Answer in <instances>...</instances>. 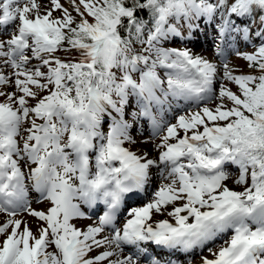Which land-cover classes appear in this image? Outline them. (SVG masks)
<instances>
[{"label":"snow or ice","instance_id":"6c2138e0","mask_svg":"<svg viewBox=\"0 0 264 264\" xmlns=\"http://www.w3.org/2000/svg\"><path fill=\"white\" fill-rule=\"evenodd\" d=\"M48 3L42 12L37 0H0V27L15 29L0 39V264H138L121 258L123 246L148 243L207 249L200 264H264V0ZM141 10L153 21L146 38ZM216 13L222 33L235 26L232 17L259 21L258 50L243 56L252 73L233 75L226 62L164 46L182 35L170 17ZM58 51L82 59L62 60ZM132 102L139 111L130 115L147 117L160 138L156 157L125 146L135 144L125 119ZM228 163L239 168L242 190L226 185ZM154 168L168 182L128 204L147 191ZM30 189L52 207L34 210ZM98 203L106 206L98 224L72 223L90 219L82 206ZM21 213L41 223L33 230Z\"/></svg>","mask_w":264,"mask_h":264},{"label":"rangeland","instance_id":"374dc122","mask_svg":"<svg viewBox=\"0 0 264 264\" xmlns=\"http://www.w3.org/2000/svg\"><path fill=\"white\" fill-rule=\"evenodd\" d=\"M43 1L46 3L45 9L52 7V5L50 3H48V0H43ZM62 2H66V0H62ZM210 2H213V0H210ZM233 2H234V0H229V4H231ZM45 9H42L41 11L43 12ZM70 11H71V9H70ZM60 14H61L60 12L53 11L54 16L58 17V16H60ZM73 15H75V14L73 13ZM213 17L215 18V20L217 22H219L220 24L222 23V20H221L219 13H216ZM232 18L235 20V26L234 27L229 26L226 28V30L228 32V38H229L230 43L234 42L235 40H239L240 42H239L238 46L232 48L229 51H225L223 56L221 58H219L218 56L215 55V52L217 51L216 48L219 47L218 45H216V43H219V42L222 43V41H219V42L215 41V44H213V46H212V50H211L212 55L211 56H213L215 59L217 58L215 61L218 62V64H217L218 66L222 65L226 62L228 64L229 68L232 69L233 75H239V74H243V73H252L253 69L249 67V61L244 59L243 56H244V54H254L256 52L255 51L256 45H258L260 43L259 39L255 36L256 28L260 26L259 21L257 20V22L255 24H250L249 20L247 18H235V17H232ZM14 23H18V21L14 22ZM197 23H198V21H197V18H195V17L192 18L190 21L184 19L183 17H181L179 20H177L175 17H170L169 18V24L174 25L182 35H181V37L170 35L169 36V42H167L164 46L169 47V48L181 49L180 44H183L182 39L184 41L185 37H189L190 35H192V32L190 33L189 24H191L193 27H195L197 25ZM6 27H7L6 29H2V30L0 27V30H1L0 31V39L10 38L9 30H13V31L15 30L14 24H9ZM2 28H4V27H2ZM246 28L250 29V31H246L245 30ZM147 29L148 28H146V30H145V38H146ZM249 36H250V39L246 40V37L248 38ZM219 40H221V38H219ZM209 48H210V46H208L204 49V50H206L205 51L206 55L210 54V51L207 52V49H209ZM190 49H192V48H190ZM221 52L222 51L220 50V53ZM201 54L203 56H205L204 52H201ZM55 55L58 56L59 58H61L62 60L71 59L74 62L82 59V57L80 56V54L78 52H73L70 54V53H66L64 51H58ZM33 63L35 64V63H39V62L34 60ZM133 75L135 77L136 74H133ZM224 84L230 90H232L234 92L239 91L238 85H236L235 82H233V81L225 80ZM4 90L9 91V92L18 91V89H15L12 86H6L4 88ZM47 94L48 93L46 91H42V95H47ZM2 101H3V97H0V102H2ZM212 106H214V105H212ZM133 110H135L137 112L139 111V107L134 106V102L130 103L129 108L127 107L125 110L126 113H128L125 116V119H127L131 125L135 121H137L138 124H140L141 122L144 123L146 121V119L148 120L147 117H136V119H135L134 117H132L130 115L131 111H133ZM189 110H191V109H189ZM175 111L178 112V111H181V109L177 108ZM153 113H155L156 115H159L157 113L156 109H153ZM173 115H175V112L170 114L169 115L170 117L168 116L167 119L171 120ZM40 122L41 121L37 120V123H40ZM107 129H108V122L105 121L103 124V130L107 131ZM129 133L135 140L134 145L137 147H140V148H146L149 145H151L153 147V145L156 143H159V140H160L159 137L153 138L152 130H149L148 128L138 132L136 130L135 126L132 125V127L129 129ZM161 135H163V134H161ZM163 168H164V166H161V170H163ZM24 170L27 171L28 169L25 168ZM235 171H239V169H236ZM153 174L156 175L157 171H153ZM164 175H167L166 171H164ZM229 178H231L232 180L228 179L225 181V182L231 181V183H233V185H227V186H229V188L234 189V190H242L243 189V187H244L243 185L236 183V180L239 178V173L230 172ZM157 179H155L154 183L151 179V183H152L153 188L149 192L146 193V197H144L140 200H136L130 204L136 205V204L142 203L143 200L151 197L153 189H156L160 186H163V184L168 182L167 180L162 181V180H160V178H159V180H157ZM28 182L29 181H27V183ZM37 196H38V193H37L36 197L29 195V199L31 200V206L34 210L47 211L50 207H52V202L50 200L42 199V200H40V202H37V199H36ZM98 210H96L95 214H92L88 210L87 213H88V216L90 217V219H74L72 221L73 224L78 228H81V227L86 228L88 226V224L90 223L91 219L92 220L98 219V216H100V212L98 213ZM1 218H3V217H1ZM17 218L22 219V220H26L28 223L31 220H34L35 222H39L36 218H33L32 216H30L27 213H21ZM159 218H161V216H154L153 220H156ZM118 222H119L120 226L122 227L123 221L119 220ZM39 223H41V222H39ZM106 231H108V230H106ZM221 246H224L222 244V242L217 241L215 244L214 250L218 251ZM97 251H101V249H97ZM127 251L128 250L123 249V253L127 252ZM138 252L140 253L141 250L138 249ZM135 253H137V252H135ZM207 253H208L207 249H204V250L197 249L194 251V253H192L191 255H188L187 257L178 258V257H176V255H169V257H173V258H171V260L173 262L172 264H174L175 262L177 264H184L185 261H188L191 264L192 263L196 264L201 259L200 257L207 254ZM94 254L95 253H91L90 255H94ZM128 255H130V254L128 253ZM139 256H140V254H139ZM151 259L160 260L161 257L156 256L153 252H151L146 259L139 260V262H142V264H150Z\"/></svg>","mask_w":264,"mask_h":264},{"label":"bare ground","instance_id":"6f19581e","mask_svg":"<svg viewBox=\"0 0 264 264\" xmlns=\"http://www.w3.org/2000/svg\"><path fill=\"white\" fill-rule=\"evenodd\" d=\"M37 2L38 3H42V5H43L42 9H45L46 3L43 0H37ZM197 21H198V23H197L198 28H196V26H197L196 25L194 27L195 30L192 31V35H190L189 37H185L184 38L183 44H180L181 50H183V49L186 48V49L190 50L194 55H199V56L203 57L204 59L209 60L210 62H213L215 64H218V62L215 61L217 58L215 59L213 56H211L212 55L211 54L212 46H213V44H215V41L216 42L222 41V43H220V42L219 43H216V45H218L219 47L216 48L217 51L215 52V55L218 56L219 58H221L223 56V54L225 53V51H229L232 48L238 46V44H239L240 41L239 40H235L234 42L230 43L229 38H228V32H227V30L223 31V33H222L220 31V27H219L220 26V23L217 22L214 17H212L211 19H208L206 17L201 16V17L197 18ZM219 38H221V40H219ZM249 39H250V36L248 38H246V40H249ZM208 46H210V48L207 49V52L210 51V54L206 55L205 54V51L206 50H204V49L206 47H208ZM190 48H192L193 50L190 49ZM220 50L222 51L221 53H220ZM201 52H204L205 56H203L201 54ZM243 74H245V73H243ZM183 103H184L183 101L180 102L181 105ZM128 108H129V106H128ZM153 109H155V108H153ZM170 114H172V113H167L166 112L164 114L165 118H167ZM157 118L159 119V115H157ZM135 119H136V117H135ZM132 125L135 126V128H136V130L138 132H140V131H142V130H144L146 128H148L149 130H152L151 121L149 119L148 120L146 119V121L144 123L141 122L140 124H138V122L135 121V122L132 123ZM125 146L126 147H130V149L132 151H135L137 154H140L141 152H143V153H145L146 155H148L150 157H156L158 155V152L153 151V147L151 145L147 146L146 148H140V147L135 146L134 144H132V145H127L126 144ZM161 166H163V165H161ZM236 169H239V168L237 166L231 164V163H228V164L225 165V170L227 172H229V176H230V172H232V173H239V171H235ZM153 171H157V170L154 168L152 170V172ZM231 178H228V179H231ZM155 179H157V174L156 175L155 174L152 175V181H153V183L155 182ZM157 180H159V178ZM160 180L163 181L165 179L160 178ZM26 183H27V181H26ZM225 183H226V185H233V183H231V181H228V182H225ZM27 184H31V181H29ZM152 188H153L152 187V183L150 182V184L147 187V191L146 192H143L138 198H136V199L128 202V204H130V203H132V202H134L136 200H140V199L146 197V193L149 192ZM29 195L36 197L37 193L35 192L34 189H30L29 190ZM102 205H103L102 203H99V207L98 206H95V207H98V208L93 209V210H90V208H88V206L84 205V206H82V210H84L86 212L87 209H88L89 212L91 211L92 214H95L96 210L99 209L100 206H102ZM102 214H103V212H102ZM163 218L164 217H161L159 219H163ZM159 219H156V220H159ZM36 223H39V222H35L34 220H31L28 224H29L30 227L33 228V230H35V224ZM91 224H98V219L97 220H92L91 219V221H90V223L88 225H91ZM141 245L146 250H149V251L153 252L156 256L161 257L160 260L162 261V264H169V262H171V264L173 263L172 260H171V258H173V257H169V255H176V257L181 258V257H187L188 255H191L192 253H194V251L193 252H190V253H185V252H182L180 250H173V249L165 250V249L161 248L160 246H157V245H155L153 243L140 244L138 246V249L139 250L142 247ZM124 248L125 247L123 246V249ZM125 249H127V250L128 249H132V250H128L127 252L122 253L121 258H123L124 256H128V253L130 255H132V254H136L135 252H138V249L133 248V246L130 247V248H125ZM147 255H148L147 253H143V254L140 255V257L139 256L138 257L134 256V259H137L138 264H142V262H139V260L145 259L146 257H148ZM207 255H209V253H207V254H205L203 256H207ZM200 260L196 264H200ZM174 264H177V263L175 262ZM184 264H191V263L188 262V261H185Z\"/></svg>","mask_w":264,"mask_h":264},{"label":"trees","instance_id":"16d2710c","mask_svg":"<svg viewBox=\"0 0 264 264\" xmlns=\"http://www.w3.org/2000/svg\"><path fill=\"white\" fill-rule=\"evenodd\" d=\"M259 11L257 10L256 12H255V15L258 17L259 16ZM136 15L138 16V17H140V18H142L143 20H145V21H147V23H146V25H145V30H146V28H150V27H152V25H153V21H152V19L150 18V14H149V12L147 11V10H141V11H138L137 13H136ZM125 23H127V21H125ZM136 47H141L139 44H137L136 45ZM258 49H257V47L255 48V51H257ZM249 67H250V62H249ZM251 68V67H250Z\"/></svg>","mask_w":264,"mask_h":264}]
</instances>
